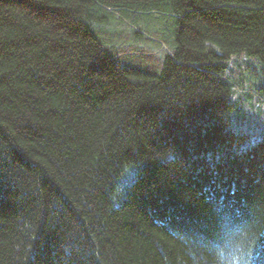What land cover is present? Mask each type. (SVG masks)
<instances>
[{"label":"trees","instance_id":"obj_1","mask_svg":"<svg viewBox=\"0 0 264 264\" xmlns=\"http://www.w3.org/2000/svg\"><path fill=\"white\" fill-rule=\"evenodd\" d=\"M263 79L264 0H0V264H264Z\"/></svg>","mask_w":264,"mask_h":264},{"label":"rangeland","instance_id":"obj_2","mask_svg":"<svg viewBox=\"0 0 264 264\" xmlns=\"http://www.w3.org/2000/svg\"><path fill=\"white\" fill-rule=\"evenodd\" d=\"M250 88H252L251 92L253 95L261 98L262 102H260V105L262 110L260 115L251 118V120H241L238 118L233 119L231 127L234 130L244 128L246 132L252 134V136L248 137L246 142L242 145V150L248 149L252 144L264 138V90H262L264 88V79L262 81H253L251 85L246 83L245 89L248 91ZM131 171L133 172L134 168L129 167L126 169V172L123 177L125 182H129V179H127V174L129 172L131 174Z\"/></svg>","mask_w":264,"mask_h":264},{"label":"clouds","instance_id":"obj_3","mask_svg":"<svg viewBox=\"0 0 264 264\" xmlns=\"http://www.w3.org/2000/svg\"><path fill=\"white\" fill-rule=\"evenodd\" d=\"M254 253L250 248L247 252L234 255L227 264H253Z\"/></svg>","mask_w":264,"mask_h":264}]
</instances>
